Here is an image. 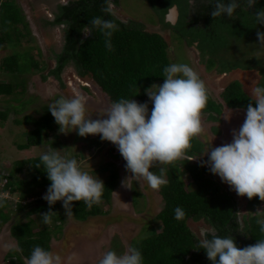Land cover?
<instances>
[{"label": "trees", "instance_id": "1", "mask_svg": "<svg viewBox=\"0 0 264 264\" xmlns=\"http://www.w3.org/2000/svg\"><path fill=\"white\" fill-rule=\"evenodd\" d=\"M145 1L163 29L176 33L186 46L195 47L194 50L201 62L205 63V59L208 58L210 62L206 64L208 68L212 66V59L217 73L235 69L255 70L259 74L258 86H264V46L259 45L257 38V31L264 32V25H257L252 15L257 10L264 9V0H257L256 5L249 11L243 10L244 5L241 4V8L236 10L231 19L226 15L217 18L211 16L215 0L211 3L207 0ZM114 3H117V0H114ZM172 6H176L177 9V19L174 23L165 19ZM103 7L104 0H69L66 4L57 6L54 18L47 19L46 23L63 24L64 41L61 49L54 54L55 66L47 75H53L62 86L61 71L67 63H71L78 76L91 75L112 103L121 98L134 99L140 103L147 102L151 111L152 104L146 91L154 83L164 80L163 69L172 64L168 58L170 49L168 43L158 32L145 30L141 21L123 22L115 15L102 12ZM97 16L114 20L118 25V30L111 36V50L106 47V37L98 28H93L91 35L82 36L85 26H90V21ZM24 35H31V31L21 7L14 0H0V49L10 45L17 48ZM19 55L20 53L12 51L10 55L4 57L1 62L3 70L23 75L26 69H38V61L29 52L22 57ZM229 59H233L234 63L223 65L226 61L231 62ZM43 78L45 79L46 75H43ZM18 81L15 78L0 81V95L22 93L24 88L22 92L16 90ZM221 99L228 109L246 110L252 96L244 91L239 80H232L223 88ZM222 107V103L215 101L209 93L207 107L203 112L215 120L221 114ZM24 108L22 103L20 108L11 107V110L18 112ZM43 109L44 112L39 118L25 114L21 119H14L16 124L32 125L26 131V142L19 144V148L39 145L43 138L53 131L54 117L48 107L44 106ZM9 111L8 108L0 110V118L4 120ZM191 145L185 159L164 167L167 169L169 183L159 190L163 202L153 220L154 225L158 224L160 228L131 244V247L141 251L143 264H212V261L207 259L205 250L198 248L200 238L190 229L188 219L202 220L206 228L214 227L221 237L231 234L240 248L255 244L258 239L264 238V232H261L257 223L261 218L255 213L256 207L264 201L259 197L250 200L243 196L245 202L242 207L245 213L241 215V226L238 219L239 204L235 197L207 175L206 166L202 167L201 163L196 161H187V158L203 150V144L197 137L193 138ZM26 163H31L33 168L28 173L29 176L21 179L15 177L18 171L24 169ZM39 163L40 157L15 161L3 186L4 191L18 194L15 215L24 209L26 212L24 221H17L14 216L10 226V233L22 251H11L9 255H20L22 264L30 257L35 246H41L49 251L50 240L53 238L49 230L52 228L42 227L40 215L37 218L31 217L42 211L48 212L47 201L42 197L33 203L26 200L27 197L40 194L36 188H44L51 184L43 165L41 164L40 168L36 167ZM185 172L191 178L190 187L182 178ZM117 177V172L113 171L107 174V179L102 180L105 190L101 203L110 204ZM57 202L51 206L55 213V208L63 205V202L60 204ZM8 207V201L5 199L4 206L0 207V223L9 218ZM176 207L183 208L186 214L183 220L174 218ZM102 213H105V210H102L100 203L88 207L83 201H75L71 215L78 221H87ZM63 219V214L56 213L52 217V222L61 223ZM37 220L41 221L40 226Z\"/></svg>", "mask_w": 264, "mask_h": 264}, {"label": "rangeland", "instance_id": "2", "mask_svg": "<svg viewBox=\"0 0 264 264\" xmlns=\"http://www.w3.org/2000/svg\"><path fill=\"white\" fill-rule=\"evenodd\" d=\"M21 7L26 20L29 23L31 35H24L17 48L7 46L0 49V81H7L10 78L19 80L15 95H0V110L8 108L10 111L4 120L0 118V189L6 182L10 167L15 161L40 157L41 154L50 150H57L62 156H70L77 159L80 167L91 175L101 180L107 179V174L116 171L118 174L117 184L112 192L110 204L100 203L105 213L95 215L87 221H78L72 215H67L60 203L55 208L57 214H63L64 219L55 224H43L42 227H51L53 238L50 240V249L61 255L63 264H99L104 253L115 250L123 254L135 240L142 236L156 232L160 226L154 225L156 213L162 207V199L159 191L152 190L146 181L130 177L126 170V161L119 153L117 146L108 141H102L100 135H88L81 137L77 131L67 134L60 132V126L54 121V129L39 145L27 148H19L18 145L26 142V131L32 125L16 124L14 119H21L25 114L39 118L44 112L43 107L49 108L56 100L64 97L71 98L76 94H82L87 99L88 113L93 119L103 112L112 102L109 96L104 93L100 86L93 80L91 75L80 77L76 74L71 63H67L61 71L62 86L53 75H47L48 71L55 66L54 54L58 52L64 41V25H50L46 19L52 20L53 12L59 1L69 0H14ZM115 16L123 22L127 20L141 21L145 30L158 32L165 39L170 47L168 58L172 63L188 64L200 75L205 82L211 97L222 103V112L217 119H210L208 114L203 112L202 123L204 132L197 137L203 144V150L192 156V161H206L203 156L209 150V146L218 147L230 143L233 139V130H238L243 124L246 113H240L228 109L221 99V92L226 84L232 80H239L244 91L251 96L253 87L258 86L259 74L255 70L235 69L226 73H217L211 59V67L208 58L205 63L200 61L195 47H188L183 40L174 32L168 29H160L156 15L145 0H118L115 9ZM170 20V18H169ZM168 21V20H167ZM85 37V33L83 35ZM12 51L20 53V57L29 52L39 63L38 69H26L23 75L5 71L2 68V59L11 54ZM230 60V59H229ZM231 62H224L223 65ZM21 62V61H20ZM46 75V78H43ZM164 80L154 83L161 85ZM153 84V85H154ZM24 103L23 111L11 110V107L20 108ZM217 128V129H215ZM218 131V133H217ZM166 165L157 164L151 171L159 173L161 167ZM207 175L214 178L222 189L228 191L235 197L239 204V223L242 226L241 215L245 213L244 198L236 192L218 175H214L207 167ZM33 170L31 163H26L24 169L18 171L15 177L23 178L29 176ZM184 182L189 186L191 181L188 173L182 176ZM44 188H36L38 196L27 197L26 200L33 203L43 197L47 191ZM190 187V186H189ZM6 200L10 216L4 223H0V264H22L20 255H9V252L16 251V239L10 233V226L13 223L12 217L16 216L17 221H24L25 209L15 215L16 203L19 200L17 193L8 190ZM2 195V194H0ZM25 200V201H26ZM24 201V202H25ZM4 206V205H3ZM7 209V208H6ZM5 210V208L3 209ZM44 211L34 214L31 217L37 218ZM255 213L264 219V204L256 207ZM15 218V217H14ZM39 226L41 221L37 220ZM190 229L200 238L201 229L206 228L202 220L187 221ZM60 224V225H59ZM59 226V228H57ZM15 254V253H14ZM26 264V261L24 262Z\"/></svg>", "mask_w": 264, "mask_h": 264}, {"label": "clouds", "instance_id": "3", "mask_svg": "<svg viewBox=\"0 0 264 264\" xmlns=\"http://www.w3.org/2000/svg\"><path fill=\"white\" fill-rule=\"evenodd\" d=\"M67 2L59 1L56 7ZM207 2L211 3L212 0ZM256 3L257 0H215L211 16L217 18L226 15L231 19L241 4L244 5L243 10L249 11ZM104 4L102 12L114 16L118 0L117 3L104 0ZM171 10L176 12V6H172ZM252 15L257 25H264V9ZM93 28L103 32L106 47L111 50V36L118 30L115 21L102 16L94 17L90 26H85L82 36L84 33L85 36L91 35ZM257 38L259 45L264 46V32L257 31ZM163 76L161 85L154 84L146 91L152 104L151 111L147 102L121 98L93 119L88 113L87 99L82 94L62 97L48 110L60 126V132L67 134L77 131L81 137L100 135L102 141L117 146L126 161L125 167L130 177L142 179L152 190L159 191L169 183L167 169L161 167L158 174L151 169L157 164L169 165L186 158L193 138L204 132L202 115L209 100L205 82L188 64L172 63L163 69ZM251 96L244 122L238 130H233L232 141L218 147L210 145L203 155L208 159L196 162L218 175L238 196H246L250 200L259 197L264 201V86L253 87ZM192 160L195 159L187 158V161ZM40 161L36 167L40 168L42 164L51 181L42 197L49 205V211L40 214L43 224L52 222L56 213L51 206L57 201L63 202L67 215L72 214L75 201H83L88 207L101 203L104 182L82 170L76 158L62 156L53 149L41 154ZM0 191L3 193L0 195V207H3L8 194L3 189ZM174 213L176 220H183L186 215L181 207H176ZM257 223L264 232V219L257 220ZM13 248L22 251L18 246ZM198 248L205 250L212 264H264V238L240 248L231 234L221 237L214 227L204 228L200 231ZM26 264H63V259L57 253L35 246ZM99 264H143V256L139 249L130 246L123 254L115 250L107 251Z\"/></svg>", "mask_w": 264, "mask_h": 264}, {"label": "flooded vegetation", "instance_id": "4", "mask_svg": "<svg viewBox=\"0 0 264 264\" xmlns=\"http://www.w3.org/2000/svg\"><path fill=\"white\" fill-rule=\"evenodd\" d=\"M63 2V1H62ZM148 5V4H147ZM57 10V7L55 8V10L54 11H56ZM169 18H170V20H169ZM165 19L166 20H168V21H170L171 23H173L174 21H175V19H177V11L176 12H174V11H172L171 10V8L168 10V12L166 13V15H165ZM159 26V28L161 29V26H160V24H158ZM169 30V29H168ZM169 32H170V30H169Z\"/></svg>", "mask_w": 264, "mask_h": 264}, {"label": "crops", "instance_id": "5", "mask_svg": "<svg viewBox=\"0 0 264 264\" xmlns=\"http://www.w3.org/2000/svg\"><path fill=\"white\" fill-rule=\"evenodd\" d=\"M158 83V82H157ZM231 109V108H230ZM233 111H238V112H240V113H246V110H244V109H239V108H234V109H232Z\"/></svg>", "mask_w": 264, "mask_h": 264}, {"label": "built area", "instance_id": "6", "mask_svg": "<svg viewBox=\"0 0 264 264\" xmlns=\"http://www.w3.org/2000/svg\"><path fill=\"white\" fill-rule=\"evenodd\" d=\"M0 194H3V193L0 191Z\"/></svg>", "mask_w": 264, "mask_h": 264}]
</instances>
